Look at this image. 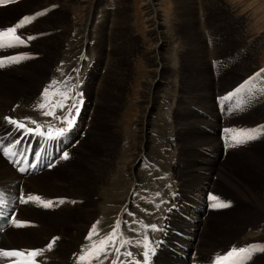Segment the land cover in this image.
Here are the masks:
<instances>
[{
  "label": "rangeland",
  "instance_id": "374dc122",
  "mask_svg": "<svg viewBox=\"0 0 264 264\" xmlns=\"http://www.w3.org/2000/svg\"><path fill=\"white\" fill-rule=\"evenodd\" d=\"M23 1L25 0H18V2L12 5ZM42 1L45 0L33 2L36 5V3ZM50 1L54 3V1L60 0ZM90 3V0H75L72 3L74 9L66 12L52 11V7H49L47 14L44 16L39 17L41 15H35V20L38 19V24L35 28L42 29L46 26H63L65 29H68L72 25L71 27L76 26L75 28L80 30L86 23L85 15ZM94 3H98V7L94 8L97 12H95L94 16H91L92 20L90 19L88 22L89 29L86 31V46L88 47L90 44L88 48H92V53H100L96 47V42H92L93 39H97L95 36L98 34V26L101 23L106 24L104 26L105 35L110 40L113 37V21L117 19L118 29L121 31L117 33L119 36L123 35L122 30H126L131 25V31L138 39L137 42L141 43L138 45L135 43L136 47L139 48L140 45L149 47L152 45L153 40L151 38L154 39V36H152V30H150L152 27H150L149 17L146 16L148 15L146 11L147 0H94ZM35 5H30L31 8H29V5L26 6L27 8L21 6L15 10L0 13V30L8 20L11 22L15 21L17 24L25 16H34L29 13L35 14L33 11H36L35 9L38 7V5ZM5 7L8 6L0 5V9ZM157 8L159 9L160 22L163 24L161 30L166 31L168 34L167 36L165 34L166 40L169 42L167 44L169 46V48L167 47V55L171 56L170 61L173 63L172 67L175 68L174 73L178 75L180 70L182 72L179 73L180 79L175 78L178 87L169 86V88H165L166 90L172 89L174 91L170 100L169 98L164 100L163 97L159 98L160 102L155 101L156 107L149 113V123L147 125L151 124V126L147 127V134H150L152 142L147 144V153L149 154H142L136 165L137 168L133 172L134 179L128 175L130 171L127 170L125 163L130 162L131 155L142 146V137L138 134V125L136 124L143 112V109L138 106H140V91L142 89V82L144 81V73L147 69L141 58H131L127 50L121 48L119 49V52L122 53L120 64L124 71L125 69L127 70L125 71V78H128V80L124 79L128 84L125 87V91H123V97L121 98L120 95H116V98L112 94H108L109 89L91 97L88 116L86 114L84 126L82 125V129L79 130L81 133H84L83 137L85 139L76 150L73 148L74 151L71 150L69 152L70 154L68 155L70 156L67 161L60 160V164L55 166L53 170L50 169V171L44 172L38 175V177H23V179H26L24 181L23 179L19 180L20 182L22 181L21 185L23 186L20 190L10 189L7 184L0 185V191L4 190V197L8 199L14 198L10 195L11 190L15 197L27 198L33 195L39 196L45 201H53L52 206L49 208H45L39 202L33 201L26 203L32 206H22L23 204H21L18 207V210L20 209V221L29 219V222H32L33 217L41 220L40 223H34L33 221L32 224L37 229L41 228L40 230H42V225L45 227L44 233H47L46 236H48L46 238H50L48 241L44 240L46 244L44 242L43 245L46 246L50 243L49 241H54V243L52 242L54 246L51 248L53 249L52 252H50L51 249L48 247L45 248L53 256L55 254H63V258H68L77 247L74 241L77 235L80 240L78 241L79 246L77 249L85 245V238L89 234V230L101 218L106 219V222L103 224L104 229H106V226L110 223L109 218L111 221L117 219V215L120 213V204L123 203L129 193L126 205L130 203L131 206H139V209L135 207V211H141L142 216L145 218L159 215L157 212H154L160 208V203L167 201L171 196V191L175 187H170L172 181L177 183V187L183 196V200L180 203H189V206L185 205L186 210H182L187 217L180 216L179 222H175L177 228L188 238V240H182L181 242L184 245V248L181 250L182 253L187 254L185 248L197 249L196 256L201 261L200 264H208V260L213 262L217 256H225L233 247L239 249L250 245H264V239H262L263 241L257 240V242H252V237H245L247 234L253 232L252 227L256 225L264 227V135L258 134L259 138L257 139L231 146V141L228 140L225 132V129L229 128L260 129L261 126H264V98L258 100L255 108L253 105L255 100L251 101V103L248 102L253 96H258V92H254L253 95L249 93V78H251V86L256 83L255 87L259 84L264 88L262 86L264 82V77H262L264 70L261 69L264 66V0H158ZM13 12H18V16L17 14L16 17L9 16ZM31 22H34V20ZM32 40H26L27 46ZM39 41H36V45L33 46V53H39L45 48L49 49V43H52L53 46L57 44L56 40L51 39L49 41L46 40V37L43 41ZM67 45V38L61 37L54 51L56 62L61 61L62 52L65 51ZM27 46H25L26 49ZM22 48L15 49L13 51L14 54L23 52ZM7 49L10 51H7ZM4 50H1L0 54L4 52L10 53L12 49L6 48ZM106 51L108 56L111 51L109 45L106 46ZM26 56L29 57V54ZM38 57L40 58V55ZM87 60L90 61L91 59H84L83 63ZM107 61L106 57L104 62L106 63ZM91 64L93 65L94 62ZM45 66L46 63L44 66L42 65L43 68ZM40 67L41 64L37 61L29 63L27 67H19L20 70L22 69L31 73L33 84H36V81H40L37 92L34 90V86H37V84L32 88H27L24 83H21V86L17 85V88L13 90L14 93L6 94L8 93V87L12 83H15L14 80L6 79V73L9 69L6 72L0 73V87L4 86L6 89V93L0 92V103L4 100L17 102V100L25 99L29 106H32V103L35 101L38 105L42 98V94H39L41 82L51 71L49 67L42 74L38 72ZM105 67V64L100 66L99 74L106 73ZM13 68H16V66L10 68V70ZM99 80H101V76ZM197 81L204 84V87L200 89V94H204V98L199 102L193 103V105L190 103L192 102L191 98H196L198 95V92H195L198 90ZM243 81L246 83L240 87V83ZM98 82H95L94 87L100 86L99 88H101V82L99 84ZM113 83L114 81H110L106 87L113 86ZM182 83L189 92L183 93V97L178 103V97L182 90L180 84L182 85ZM57 86L56 84L55 89H51L50 91L58 90ZM237 88H242V91L236 93L235 90ZM251 90H254V88ZM229 94L233 95L231 98L225 99L229 97ZM106 97L109 99L112 97L114 100L107 99L105 101ZM114 101L116 108L111 109L110 106ZM119 102L120 105H118ZM37 105L36 108L38 109ZM18 107L19 104L14 103L13 109L16 110ZM180 107L187 110L185 118L184 114L178 112V108ZM1 109L2 106H0ZM94 109H96V113L92 117ZM248 109H251V111H247ZM14 110L12 111L14 112ZM38 110L41 112L40 109ZM67 111L68 108L66 109V113ZM111 116L115 117L116 123L126 125L125 128L129 129L131 135L128 137V140L126 138L127 141L125 142H128V144L126 143V147L123 148V155L121 156L118 153L114 155V158H116L115 165H113V172H111V180L107 183V185L109 183L112 185H106L108 190L104 192L105 195L103 197L98 194L99 191L97 192V188L94 187V181H91V184H89L90 189H88V186L84 187V189L89 190V194L80 192L83 179L80 166H84V159L90 154H96L100 150L109 152L106 150V146L103 147L101 145L100 141L109 138V133L114 130V127L112 129L111 125L107 124V122L109 123L108 117ZM91 118L93 119L92 128L94 124L95 127L91 135L86 138ZM57 122L59 123V121ZM159 122L162 126H160L161 124L159 125ZM39 123L44 125L43 122ZM188 124H190V135H187L188 133L186 134L187 136L182 135L184 128H187ZM162 135H165V138ZM75 137L76 141H78L79 138ZM112 138L114 139L113 134H111L110 141ZM36 139L37 137H35ZM67 140L75 139L67 138ZM67 140H63L61 145L67 142ZM85 140L87 141L84 142ZM45 142L48 143V140H45ZM136 147L139 148L135 149ZM143 148H145V141L143 142ZM178 149L181 150V154ZM0 153L4 152L0 150ZM96 158L95 160L97 161ZM2 159L5 160L3 157ZM9 168L12 169L11 166ZM151 173H153L152 176ZM188 174H191V177H186L184 181L186 186H183V176ZM85 179H88V177H85ZM119 179L122 180L119 181ZM123 180L126 182L124 183ZM127 180H131L129 181L131 184H128ZM118 183L122 184L118 185ZM123 184L124 186H122ZM116 185L121 186L116 187ZM140 185L141 187H138ZM129 186L131 187L129 188ZM193 188L195 190H191ZM120 189L121 191L115 193V190L117 192ZM204 189L211 191L208 194L207 201H205L203 194ZM134 190H147L148 192H144V194L155 201L151 205L149 212H146L145 209L141 210L145 207L144 202L147 201L146 198H144V202L136 201L135 204L134 200H131ZM124 191L127 193L125 192L124 194ZM157 193L161 196L160 198L152 197V195L157 196ZM211 194L218 196L220 201L228 203L231 206L227 208H213L211 205L216 203V201L209 199ZM80 198L83 201L79 200ZM60 201H63V203H60ZM84 202L86 203L84 204ZM202 208L208 213L203 217L198 212ZM130 209L133 208L130 207ZM181 218L188 220L195 219L196 222L189 223ZM14 228L15 234L10 236L9 233V236L11 239L15 238L18 244H22L23 242L19 238L21 234H26L24 230L32 229L29 227V229H23V227L16 226ZM50 230L52 232L48 233ZM108 231H110V228ZM129 237L141 240L139 239L140 235L135 237L131 234ZM171 239H174L173 242ZM171 239L169 250L173 251H160L157 258L158 263L154 264H185V260L179 258L180 250H178V244H175L179 241L178 237L175 236ZM32 243L33 241L29 245L33 246ZM56 243H58L57 246ZM15 246L20 247L16 244ZM204 247L210 248L214 253L208 255L207 251H202ZM33 248L31 247V249ZM39 248L36 247L35 249ZM170 253L178 259L171 258ZM246 264H264V252L254 251L251 259L246 261Z\"/></svg>",
  "mask_w": 264,
  "mask_h": 264
},
{
  "label": "bare ground",
  "instance_id": "6f19581e",
  "mask_svg": "<svg viewBox=\"0 0 264 264\" xmlns=\"http://www.w3.org/2000/svg\"><path fill=\"white\" fill-rule=\"evenodd\" d=\"M33 1H36V0H25L21 3L16 4V5L10 4L12 6L8 5V7L0 9V13H4V12L10 11V10H15L21 6H23L24 8H27L26 6L29 5V8H31L30 5H33V6L35 5V3ZM74 1L75 0H60V1H54V3H51L52 1L45 0V1H42L43 3L42 2L36 3V5H38V7H36V9H35L36 11H33V12H35V14H31V13H29V14L34 15V16L37 14H40L41 16H39V17H42L45 14H47V9H49V7H52V11H61V12H63V11L66 12L68 10L70 11V10L74 9V6L72 5V3ZM90 1H91V3L87 7V11H86V15H85V22L86 23H85L83 28H80V30L76 29L75 28L76 26L71 27L72 25L68 29H65V27H63V26H61V27L46 26L42 29H36L35 27L38 24L37 23L38 19L34 20V22L26 21L25 25L22 28L18 29L17 32H18V34H21L25 40H28L27 37H29V36L35 37L32 41H30L28 43L27 49L25 48V46H19L17 48H10V49H12L10 53L4 52V53L0 54V59H5V67L0 68V73L6 72L9 69V71L6 73V77H7L6 79L12 80V81L14 80V83H15V84L12 83V85H10L8 87V93H6V89L4 88V86L0 87V92H2V93H4V92L6 94L14 93L13 90H15L17 88V85L21 86V83H24V85L27 88H32L34 85L37 84V86H34V90H35V92H37L38 84H40V81H36L35 82L36 84H33L31 73L29 71H23L22 69H21L22 70L21 71L19 68L22 66L27 67L28 64L33 62V61H37V62H39V64H41V67L39 68L38 72H40L42 74H44V72L47 68H49V67L51 68L50 73L41 82L42 84H41V90H39V94L40 93L42 94L43 90H45L46 88H49V86L52 85L53 82H56V81L59 82V83H57L58 90H62L65 88V84L63 83L64 81H68L69 85H78L73 92V96L76 99H82V105L80 107L79 115L76 117V124H75L74 128L71 130L70 134L67 135L66 137H63L60 140H48V143H47V142H45V139H42L41 137H39L37 135L31 134V133L25 134L22 130H18L15 126L8 123V121L5 118L9 117V118L15 119L17 121L24 122L28 127L35 128V125L31 124L29 122V118H27V117H31V118H33L31 120H35L38 123L39 122L44 123V129H43L44 131L48 130L49 125L55 126L57 128L66 127V125L61 124L60 122L58 123L57 122L58 120L53 119L52 117H48V116L43 115L42 110L40 112L36 108V105H37L36 101L32 103V106H29L28 102L25 99L17 100V102H11L8 100H4L2 103H0V106H2V109L0 110V146L13 147V150H14V146L17 147V141H19L20 145H22V146H25V144H26L27 146L25 148H23V147L19 148L20 152L22 150H23V152L19 153L18 155H19V158L24 157L25 159H27V158L31 157L33 153L38 152V149H40L42 151L47 150L48 154H51V152H56L61 147V143L63 142V140L65 141V140H67V138H73L75 140H67L66 144H68L67 147H69V148L66 147V152L68 154H70L69 152L71 150H73V148H74V150H76L79 147V145L81 144V142L85 139L83 137L84 133H81L79 130L82 129L81 126L83 125L85 118H86L85 116L88 113L89 104H90L89 101H90L91 97L93 95H98L107 89H109L108 94H112V96H114V97H116V95H120L121 98L123 97V94H124L123 91H125V87H127V84H128V82H126V80H124V79L128 80V78H125V71H127V70L125 69V71H124V69L122 68V66L120 64L122 53L119 52V49L124 48L125 50H127L128 54H130L131 58L132 57H135L136 59L141 58L144 61L145 67L147 69V71L144 73V78H143L144 81L142 82V87H141L142 89L140 91V99H141L139 102L140 106H138L141 109H143V112L141 113L139 119L137 120V124H136V125H138V129H137L139 132L138 134H139V136L142 137V146H141V148L136 147L135 149L139 148V150L131 155L130 162L125 163L127 170L130 171V173L128 175L132 176V178L134 179L133 172L137 168L136 165H137L138 161L140 160L141 155L147 153V144L152 142L150 139V136H149L150 134H147V130H148L147 127L151 126V124L149 126L147 125L149 123V113L151 112V110L155 109V107H156L155 101L160 102L159 98L163 97V100L169 98V100H170V97L173 96L172 93L174 91H172V89L166 90L165 88H169V86L178 87V85H176L177 83L175 81V78L180 79L179 73H181L182 70H180L179 72L177 71L178 75H176L174 73L175 68L172 67L173 63L170 61L171 56L167 55V51L169 48V46L167 44H169V42L166 40L165 34H166V36L168 34L166 33V31L161 30V27L163 26V24H161V22H160V16L158 13L159 12V9L157 8V1L158 0H147L148 3L146 4V6H147L146 11L148 13V15H146V16L149 17V22L151 23L150 27H152L150 30H152V36H154V39L151 38V40H153L152 45H150L149 47L142 46V45H140L139 48L136 47L135 43H137V45L141 44V43L137 42L138 39L136 38V36L131 31L132 30L131 25L128 26L126 28V30H122L123 35L119 36L117 34L120 31L118 29L119 25L116 22L118 20L117 19V20L113 21L114 22V24L112 25L113 37L110 40L107 39L108 37L106 38V35H105V29H104L105 27L104 26H106V24L101 23L98 26V34H97V36H95V37H97V39L92 40V42H94V43L96 42V47L99 49L98 51H100V53H97V54L91 52L92 48L91 49L88 48V47H90V44L88 45V47L86 46V43H87L86 31L89 29L88 28V22L91 19V16H94L95 12H97V10L95 11L94 8L98 7V3L97 4L94 3V0H90ZM118 8H119V3H118ZM216 8H217V6H216ZM108 9L111 10L110 8H108ZM16 14L18 16V12L17 13L13 12L9 16L16 17ZM4 24L5 25L1 28V30H6V29L16 25L15 21L11 22L9 20H8V22H5ZM175 32H176V29H175ZM120 35H121V33H120ZM45 37H46V40H49V41L51 39L56 40L57 44L53 46L52 43H49V45H50L49 49L45 48L39 53H33L32 49H33V46L36 45V41H38V40L43 41L45 39ZM61 37L67 38L68 45H67L65 51L62 52L61 61L56 62V59L54 56V51L56 50V48L58 46V42H59ZM97 43H98V46H97ZM107 45H109L111 47V51H110L108 56H107V51H106ZM197 47H199V45H197ZM18 48H20V49L22 48L23 52H21L19 54L18 53L14 54L13 51L15 49L18 50ZM23 49H26V50H23ZM8 50L9 49H7V51ZM3 51H5V50H3ZM27 54H29V57L26 56ZM38 55H40V58L38 57ZM10 56H23L24 58L19 63L11 64L6 59L7 57H10ZM179 56H180V53H179ZM106 57H107L108 61L105 63L104 61H105ZM127 57H129V55H127ZM87 58H90L91 60L90 61L87 60L83 63L84 59L86 60ZM93 62H94V64L92 65L91 63H93ZM45 63H46V66H45V68H43L42 65L44 66ZM104 64L106 66L105 67L106 73L104 72V74L103 73L99 74L98 71L100 70V66H102ZM15 66H16V68H13L12 70H10V68L15 67ZM177 67H178V65H177ZM100 76H101V80H99ZM177 76H179V77H177ZM98 81L101 82V88H99L100 86L94 87L95 82H98ZM110 81H112V82L114 81V83H113V86L108 88L106 86H108ZM181 81H182V78H181ZM99 82H98V84H99ZM196 84H197L198 90H196L195 92H198V95L196 98H191L192 102L190 104H193L195 102H199L200 100H202L204 98V94H200V89H202L204 87L203 82L197 81ZM180 86H181L182 90H181L180 96L178 97V103H179L180 99L183 97V93L185 94V92L188 91V90H186L183 83H182V85L180 84ZM6 88H7V85H6ZM79 93L83 94L82 98L78 95ZM162 93H163V95H161ZM107 99H109V98L106 97L105 101ZM110 99L114 100V98H112V97ZM169 100H168V102H169ZM14 103L19 104V107L16 110L13 109ZM67 103L71 104L72 100L69 99L67 101ZM21 104H22V106H21ZM104 104H105V102H104ZM114 105H116L115 101L110 106V108L111 109L116 108V106H114ZM118 105H120V102L118 103ZM164 105H166V104H164ZM98 106H99V104H98ZM66 109L67 108H64L63 111H61L60 109H57L56 114L58 116L59 115H65ZM12 110H14V112ZM178 112H181L182 114H184L183 115L184 118L187 115V110L185 108H181V107L178 108ZM90 113H92V112H90ZM95 113H96V109H94V111L92 113L93 114L92 117L95 116ZM87 116H88V114H87ZM108 121H109V123L107 122V124L111 125L112 129L114 127V130H113V132L110 131L111 133H109V135H110L109 138L106 139L104 136L105 139L104 140L102 139L100 141V143L103 147L106 146V150H108L109 152H104V151L100 150L96 154H90L86 159H84V161H83L84 166L83 167L80 166L81 167L80 169H81L82 174H83V179H82L81 186H80V192H83V193L86 192L89 194V192H88L89 190L84 189V187L88 186V189H90L89 184H91V181H94L95 182L94 187L97 188V192L99 191L98 194L103 197L105 195L104 192L108 190L106 188V185L109 182V180H111L110 179V176L112 175L111 172H113L112 171V169L114 167L113 165H115V159L116 158H114L115 157L114 155L116 153H118L119 155L122 156L123 155V148L126 147L125 146L126 143L128 144V142H125V141H127L128 137H130L131 135H130L129 129L125 128L126 125H123V123H120V124L118 122L116 123L115 117L113 118V116L108 117ZM160 124L161 123L159 122V125ZM165 124L166 123H164V125ZM92 125H93V119L91 118V121L89 122V125H88L89 128H88V131L86 133V138H87V136L91 135V132L93 131V128L95 127V124H94L93 128H92ZM160 126H162V124ZM166 126H167V124H166ZM151 128H153V127H151ZM163 129H164V127H163ZM189 129H190V124L187 125V128H184V133H182V135H186L187 133H188L187 135H190ZM153 130H154V128H153ZM153 130H152V132H153ZM83 131H85V130H83ZM156 131H158V130H156ZM152 132H149V133H152ZM111 134H113V136H114V139L113 138L111 139L112 142L110 141ZM157 135H158V133H157ZM75 136H77L79 138L78 141H76ZM152 136H151V138H152ZM158 136H160V135H158ZM164 136L162 135L163 138H165ZM35 137H37L36 140H35ZM126 138H127V140H126ZM86 141L87 140H85L84 142H86ZM119 141H120V143H119ZM144 141H145V148H143V142ZM94 143H95V141H94ZM38 146H42L44 148L42 149V147H38ZM108 146H109V148H108ZM24 149H26V150H24ZM188 149H190V148H188ZM150 150H151V148H150ZM28 151H31L32 154H30ZM178 151L181 154V150L178 149ZM147 154H149V153H147ZM1 156L3 158L8 157L4 153H0V185L7 184V185H9L10 189H14V190L19 189L20 190L21 187H23V186L21 185L22 181L20 182L19 180L23 179V177L18 176V174L15 172V170L9 168V166H8L9 164L6 163L5 160H3ZM33 157H34V155H33ZM94 157L95 158L99 157L100 159L96 158L97 159V161H96ZM180 157H181V155H180ZM64 160L67 161V159H63V158L61 161H64ZM184 174H187V173H184ZM85 177H88V179H85ZM124 177H126V176H124ZM183 177H184V180L182 179L183 180L182 185L186 186L184 181L186 180V177L187 178L191 177V174H188V175L183 176ZM193 177H195V176H193ZM24 179H26V178H24ZM121 180L122 179H119V181H121ZM124 180H126V179H124ZM124 180H123V182H124ZM116 181H117V179H116ZM129 181H131V180H129ZM129 181H128V184H131V182L129 183ZM138 181H139V179H138ZM113 183H114V181H113ZM119 184H122V183H118V185ZM108 185H110V183ZM118 185H116V187ZM114 186H115V183H114ZM120 186H118V187H120ZM122 186H124V184ZM130 187L131 186H129V188ZM114 188H112V189L114 190ZM112 189H110V190H112ZM115 189L117 190V188H115ZM116 190H115V193H118L119 191H121V189L118 190L117 192H116ZM191 190H195V189L193 188ZM11 192L12 191L10 190V195H11ZM122 192H123V190H122ZM125 192L126 191H124V194H125ZM129 194L126 196L123 203L120 204V212H121L122 208L124 206H126ZM79 200L83 201L82 198H80ZM119 200L121 201V199H119ZM85 203L86 202H84V204ZM117 203H119V202H117ZM115 204H116V202H115ZM6 206L3 205L2 207H0V209L3 207H6ZM15 219H17V218H15ZM22 221L27 222V224H26L27 226H23V229H26L28 227L32 228V229L28 228L29 230H24V233H26V234H21L22 231L19 230L21 232L20 233L21 236L19 239L23 241L22 244L16 243L15 238L14 239L10 238V236L14 235L15 232L13 231V229L12 230L9 229L2 236V239L0 240V243H1L0 249H3V250H34L36 247L43 248L45 246V245H43L45 242L44 240L48 241V239L50 238V237L48 239L46 238L48 236H46L47 233L46 234L44 233L45 227L42 225V230H40L41 228L39 226H38V228H40V229H37V227L34 224H32L33 221H34V223H36V222L40 223L41 220L38 219L37 217H33L31 220L32 222H29V219L22 220ZM93 225H95V223ZM34 226L36 227V229H34L35 228ZM104 228L105 227L103 224H99L98 231H103ZM252 231L253 232L247 234L245 237H252L251 238L252 242H257V240L263 241L262 239H264V234H263L264 233V227H262L261 225L260 226L256 225V226L252 227ZM50 232H52V230L48 231V233H50ZM9 233H10V236H9ZM49 236H51V235H49ZM173 237H175V236H173ZM2 240H4V241L1 242ZM85 240H86V238H85ZM173 240H172V242H173ZM31 241H33V243H32L33 246L29 245V243ZM62 241H61V244H62ZM74 241L76 242L77 247H78L79 246L78 241H80L78 235L76 236V238H74ZM13 242H14V244H13ZM52 242L53 241H51V243ZM58 243H56V246ZM15 244L19 245L20 247H16ZM45 244H46V242H45ZM200 246H201V244H200ZM21 247H24V248H21ZM31 247H34V248L31 249ZM77 247H76V249H74L72 254L70 256H68V258H66V257L63 258V254L59 255V254L54 253L55 255L53 256L52 254L49 253L48 257L46 258L47 262H45V263L46 264H85V263H83L84 261H79L77 258L73 257V256H76V252L78 250ZM130 248H132V246H130ZM58 250H60V249H58ZM204 250L208 252V255H212V253H214V251L208 247H204V249H202V251H204ZM44 251H47V250H44ZM62 253H64V252H62ZM77 256H79V254H77ZM14 259H17V258H4L1 260V263H3V262L7 263L8 262V263L12 264V260H14ZM101 259H103V257ZM97 261L98 260H95L93 262H97Z\"/></svg>",
  "mask_w": 264,
  "mask_h": 264
},
{
  "label": "snow or ice",
  "instance_id": "6c2138e0",
  "mask_svg": "<svg viewBox=\"0 0 264 264\" xmlns=\"http://www.w3.org/2000/svg\"><path fill=\"white\" fill-rule=\"evenodd\" d=\"M18 2V0H0V5H9L12 3ZM40 14H37V16ZM35 16H25L23 17L16 25L10 27L6 30H0V50L6 48H14L19 46H27L26 40L21 34H18L17 30L22 28L25 25V22H31L35 20ZM7 38V42H6ZM35 37H27L28 40L34 39ZM24 57L23 56H10L7 57V61L11 64L19 63ZM5 67V59H0V68ZM59 82H53V85H50L49 88H46L42 93L41 102L37 105L38 109L42 110V114L45 116H51L53 119L58 120L61 124L66 125V127H55L49 125L48 130L44 131V125H41L35 120L29 118V122L35 125V128L28 127L24 122L17 121L15 119L6 117L5 119L11 125L15 126L18 130H22L25 134H34L45 140H60L63 137H66L70 134L71 130L76 124V117L79 115L80 107L82 105V99H76L73 96V92L78 85H69L68 81H64L65 88L62 90H54L56 84ZM251 83V82H248ZM264 90V89H262ZM236 93H240L242 88H237ZM82 98V93L78 94ZM233 94H229L231 98ZM71 99L72 103L68 104L67 101ZM64 108H68V111L65 115H57L56 110L60 109L63 111ZM74 110V111H73ZM225 132L228 136V140L231 141V146H236L239 144L247 143L251 140L259 138V135H264V126H261L260 129H225ZM259 134V135H258ZM226 140V142H228ZM19 143V141H17ZM0 150L4 152L5 155L15 157L17 152L13 150V147H3L0 146ZM63 159H68V153L64 152L62 154ZM39 160L40 157L37 156ZM159 196V193L156 194ZM21 202L27 203L29 201L39 202L43 207H51L53 201H45L39 196L30 195L27 198L21 197ZM210 200L216 201L211 206L213 208H227L231 205L220 201V198L216 195H210ZM3 202V194L0 193V203ZM63 203V201H60ZM74 203V202H73ZM157 207H159L157 205ZM131 215V213H130ZM142 228L145 229L143 241H137L135 245L132 244V241L124 235V230L122 227V222L117 221L113 226V230L108 233L106 236L101 237L98 240H93V234H99L97 226L93 225L86 239L92 241L86 249H82V254L79 257L80 261H85L87 259L88 264H91L93 259L98 260L99 264H103V257L107 259L108 257L115 253V258L111 260V264H125V261L121 257L131 258L133 254L128 251L121 252L122 248L127 246H135L143 248V261L139 260H129L128 264H151V256L155 254V247L153 246L150 237L147 235V231H160L156 225H145L143 221L137 222ZM27 222L15 221L16 227L26 226ZM99 224V221H97ZM54 243V241H53ZM53 246L52 243L48 245V248L51 249ZM43 249L35 250H3L0 249V260L4 258H17L12 260V264H42V262L37 260L43 253ZM254 251L264 252V245H250L247 247H241L237 249L233 247L225 256H217V264L220 261H227L229 258H232L231 264H246V261L251 259V256Z\"/></svg>",
  "mask_w": 264,
  "mask_h": 264
}]
</instances>
